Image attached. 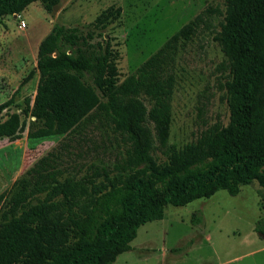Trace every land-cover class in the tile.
Returning a JSON list of instances; mask_svg holds the SVG:
<instances>
[{"label": "trees", "instance_id": "trees-1", "mask_svg": "<svg viewBox=\"0 0 264 264\" xmlns=\"http://www.w3.org/2000/svg\"><path fill=\"white\" fill-rule=\"evenodd\" d=\"M60 1L0 0V18L34 2L50 12ZM119 15L118 8L106 9L85 31L54 25L38 43L35 69L37 95L102 120L126 143L122 157L113 171L92 166L79 178L47 171L52 153L26 170L0 193V264H112L130 250L137 228L161 220L167 205L182 207L219 190L235 196L251 182L264 191V0H224L214 40L227 63V124L205 129L162 162L151 155L148 124L163 144L174 56L200 16L120 81L117 52L101 34ZM4 108L0 104V112ZM27 117L31 127L51 130L55 124L43 103L30 108L27 101L20 113L0 121V138L15 140ZM199 221L193 214L191 223Z\"/></svg>", "mask_w": 264, "mask_h": 264}, {"label": "rangeland", "instance_id": "rangeland-1", "mask_svg": "<svg viewBox=\"0 0 264 264\" xmlns=\"http://www.w3.org/2000/svg\"><path fill=\"white\" fill-rule=\"evenodd\" d=\"M119 18L101 32L117 52L119 80L128 77L179 29L200 16L193 35L178 45L175 84L166 140L153 138L152 157L162 162L171 151L193 142L205 129L225 126L227 63L214 37L224 15V0H61L50 12L39 2L16 17L0 18V121L43 103L55 116L51 130L28 125L15 140L0 138V193L39 159L56 155L47 171L79 178L91 167L113 171L126 143L95 115L60 108L37 95L36 51L54 25L85 31L106 9ZM21 23L24 26H21ZM146 108L150 105L144 101ZM21 119L23 117L21 116ZM199 217L193 225L191 217ZM263 232V233H262ZM112 264H264V191L251 182L235 196L219 190L182 207L167 205L161 220L139 226Z\"/></svg>", "mask_w": 264, "mask_h": 264}, {"label": "water", "instance_id": "water-1", "mask_svg": "<svg viewBox=\"0 0 264 264\" xmlns=\"http://www.w3.org/2000/svg\"><path fill=\"white\" fill-rule=\"evenodd\" d=\"M12 17H16V15L14 14V15H12ZM33 119V118H32Z\"/></svg>", "mask_w": 264, "mask_h": 264}, {"label": "built area", "instance_id": "built-area-1", "mask_svg": "<svg viewBox=\"0 0 264 264\" xmlns=\"http://www.w3.org/2000/svg\"><path fill=\"white\" fill-rule=\"evenodd\" d=\"M21 26L23 27V26H24V24H23V23H21Z\"/></svg>", "mask_w": 264, "mask_h": 264}]
</instances>
